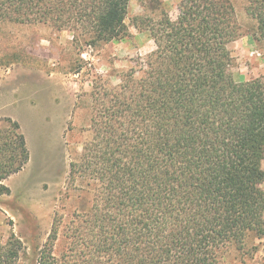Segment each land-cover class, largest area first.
Returning a JSON list of instances; mask_svg holds the SVG:
<instances>
[{"label":"trees","instance_id":"obj_1","mask_svg":"<svg viewBox=\"0 0 264 264\" xmlns=\"http://www.w3.org/2000/svg\"><path fill=\"white\" fill-rule=\"evenodd\" d=\"M130 0H0V21L82 29L92 42L127 35ZM264 42V0H247ZM73 23V24H70ZM156 49L138 75L96 92L93 136L70 176L92 180L93 204L53 254L55 222L39 264H220L225 251L264 239V81H236L229 43L241 32L230 0H182L172 19L146 16ZM8 123L6 128L1 122ZM18 121L0 118V188L29 161ZM24 249L12 233L0 264Z\"/></svg>","mask_w":264,"mask_h":264},{"label":"rangeland","instance_id":"obj_2","mask_svg":"<svg viewBox=\"0 0 264 264\" xmlns=\"http://www.w3.org/2000/svg\"><path fill=\"white\" fill-rule=\"evenodd\" d=\"M181 1L130 0L127 35L109 42H92L82 29L49 22L0 21V118L20 123L30 152L23 169L3 181L8 190L0 188V242L14 233L24 244L15 264H39L56 221L53 254L67 249V228L90 209L97 191L92 180L70 176L71 163L93 136L96 92L119 87L131 69L140 74L156 49L141 20H159L164 11L175 19ZM230 1L241 32L228 45L234 78L264 81V42L254 35L247 0ZM260 166L264 170V157ZM220 264H264V239L250 235L243 250L231 245Z\"/></svg>","mask_w":264,"mask_h":264}]
</instances>
